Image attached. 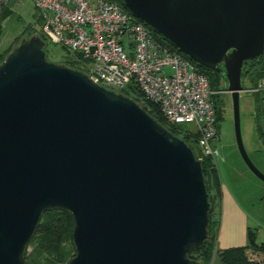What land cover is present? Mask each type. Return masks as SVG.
Returning a JSON list of instances; mask_svg holds the SVG:
<instances>
[{
    "label": "water",
    "instance_id": "water-1",
    "mask_svg": "<svg viewBox=\"0 0 264 264\" xmlns=\"http://www.w3.org/2000/svg\"><path fill=\"white\" fill-rule=\"evenodd\" d=\"M198 65L223 74L238 152L243 63L264 53V0H120ZM37 35L0 63V264H26L42 214L73 220L67 264H200L202 162L134 100L46 59Z\"/></svg>",
    "mask_w": 264,
    "mask_h": 264
},
{
    "label": "built area",
    "instance_id": "built-area-1",
    "mask_svg": "<svg viewBox=\"0 0 264 264\" xmlns=\"http://www.w3.org/2000/svg\"><path fill=\"white\" fill-rule=\"evenodd\" d=\"M31 1L45 43L71 54L68 61L95 84L122 92L133 83L167 123L194 125L196 158L214 163V92L190 61L169 51L147 25L110 0Z\"/></svg>",
    "mask_w": 264,
    "mask_h": 264
},
{
    "label": "trees",
    "instance_id": "trees-1",
    "mask_svg": "<svg viewBox=\"0 0 264 264\" xmlns=\"http://www.w3.org/2000/svg\"><path fill=\"white\" fill-rule=\"evenodd\" d=\"M110 1L117 4L120 9L128 15L133 16L120 0ZM11 4L12 0H0V35L2 31V23L11 15ZM28 31L29 28H26L23 32V35H29L26 36V38L36 35L35 33ZM152 32L155 39H157L169 51L175 52L182 58L190 61L200 73L206 76L209 81L210 88L214 92L211 96V101L216 116L217 132H219L220 122L224 120L225 90L227 88V82L223 74L198 65L185 54L180 52L174 45L165 40L162 36L154 31ZM37 36H39L44 41V39L39 34H37ZM17 42L9 47L5 52H3L5 53L4 55L0 54V63L4 60L6 55L16 45L19 44V42ZM63 65L71 69L78 70L76 66L70 61H68L67 64L64 63ZM263 79L264 53L256 60L244 62L241 70V84L243 88L250 90L251 94L255 97L254 120L256 132L260 138H262L261 124L264 120V92L259 90V85ZM118 93H121L124 96L134 100L171 134L183 140L189 147L193 149L195 156H198L196 150V135L191 133V131L184 130L182 126H176L167 123L165 118L162 116L159 107L145 100L133 83L129 84L127 89ZM201 162L203 175L205 177V184L209 194V202L211 205L209 212L210 223L208 225L209 238L199 248L192 250L188 254V257L192 260L200 261V264H260L247 257V251H250L253 254L259 253L264 256V243L257 244L256 234L251 229L247 230L246 246L216 250L215 235L217 223L213 219V215L215 204L220 202V178L216 166L211 158H203ZM72 228L73 220L69 212L57 209L44 212L35 230V233L24 252L26 264H67L68 261L75 255V250L71 239ZM29 248L30 251L28 250ZM192 253L199 254L197 257H192Z\"/></svg>",
    "mask_w": 264,
    "mask_h": 264
},
{
    "label": "rangeland",
    "instance_id": "rangeland-1",
    "mask_svg": "<svg viewBox=\"0 0 264 264\" xmlns=\"http://www.w3.org/2000/svg\"><path fill=\"white\" fill-rule=\"evenodd\" d=\"M41 22L37 17L31 0H12L11 15L2 23L0 35V54L4 55L9 47L17 41L27 39L28 34L23 35L26 28L28 32L36 35L39 33ZM17 42V43H18ZM46 59L57 64L68 63L67 58L72 55L64 52L62 49L46 42ZM254 95L250 92L241 93L239 98L240 105V131L244 149L254 164V166L264 174V167L259 164V158L255 151L260 146V140L256 132L254 120ZM184 130H194V125H181ZM218 155L214 163L220 174L219 177V199L215 204L213 219L217 223L215 235L216 250L224 247H240L247 245V230L251 229L256 234L257 244L264 243V192L252 185L245 172L252 174L244 161L242 160L234 137L232 106L230 95L225 93L224 120L220 122L218 140L216 142ZM250 172V173H249ZM253 175V174H252ZM254 176V175H253ZM221 185L233 193L244 217L238 212L227 213L223 210ZM264 186V185H262ZM227 245V246H226ZM30 251V248L28 249ZM199 253H192V257H197ZM247 257L260 264H264V256L259 253L247 252Z\"/></svg>",
    "mask_w": 264,
    "mask_h": 264
},
{
    "label": "crops",
    "instance_id": "crops-1",
    "mask_svg": "<svg viewBox=\"0 0 264 264\" xmlns=\"http://www.w3.org/2000/svg\"><path fill=\"white\" fill-rule=\"evenodd\" d=\"M259 90H261L262 92H264V79L261 82V84L259 85ZM253 115H254V113H253ZM261 128H262V138L259 137V140H260V146H259V148H261V149H257V151H255V152L258 153V155H261L260 156L261 158H259L258 161H259V164L264 167V120H263V122L261 124ZM244 175L246 176V178L248 179V181L252 185H254L255 187L261 189L264 192V186H262V185H264V182H262L257 177L253 176L252 174H248L247 172H245ZM221 190H223V192L221 191V195H222L221 196L222 197V199H221L222 200L221 205L223 204V206H222L223 207V210L226 211L227 213L229 212V214H232V212H235V213L238 212L242 217H244V215L242 214V211H241V209H240V207L238 205L239 203L236 201L233 193L227 191L224 188L223 185H221ZM227 248H231V247H227ZM227 248L224 247L223 249H227ZM223 249H220V250H223ZM247 252H249V251H247Z\"/></svg>",
    "mask_w": 264,
    "mask_h": 264
}]
</instances>
